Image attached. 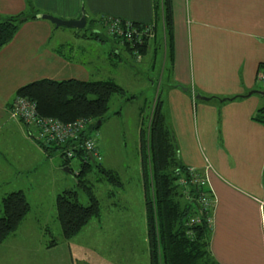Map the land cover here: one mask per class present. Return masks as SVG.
Instances as JSON below:
<instances>
[{
	"label": "crops",
	"instance_id": "0c3cea01",
	"mask_svg": "<svg viewBox=\"0 0 264 264\" xmlns=\"http://www.w3.org/2000/svg\"><path fill=\"white\" fill-rule=\"evenodd\" d=\"M32 3L63 18L78 17L83 9L89 18L154 19L153 0ZM172 6V59L162 72L161 98L179 159L195 168L212 194L209 250L221 264H264V122L254 118L264 106V94L248 93L264 90L256 81L257 72L264 70L259 66L264 63V0H172ZM25 8L26 0H0V16ZM60 26L29 17L0 47V147L16 164H25H14L18 172L5 182L23 191L24 186L49 183L55 166L48 163L52 153L37 141L35 127L10 115L16 89L44 77L107 78L65 45ZM55 245L46 244L43 253L55 252ZM71 260L66 253L65 264ZM53 264H61L60 259Z\"/></svg>",
	"mask_w": 264,
	"mask_h": 264
},
{
	"label": "trees",
	"instance_id": "16d2710c",
	"mask_svg": "<svg viewBox=\"0 0 264 264\" xmlns=\"http://www.w3.org/2000/svg\"><path fill=\"white\" fill-rule=\"evenodd\" d=\"M153 5V22L142 23L116 18L121 27L120 33L110 32L107 28L108 23L115 20V17L100 15L89 20L92 23H100L105 29L104 37L120 44L132 59L137 60L138 55H145L152 45L155 56L156 49L163 46L165 62L162 64V71L164 69L166 73L169 70L168 63L172 59V0H153ZM37 12L40 11L33 5L32 0H26L24 10L0 16V47L13 37L24 20L35 16ZM128 26L142 30L141 35L132 33L130 37L127 36ZM98 33L100 31L95 30L92 36L99 37ZM158 36L161 44H154ZM109 53L118 60L123 59L121 49L116 45L111 47ZM259 66L260 69L264 68V63ZM114 93L126 94V90L112 78L44 77L29 81L16 89V94L35 99L38 111L43 115H53L62 121L80 118L88 121L84 130L61 143L54 140L44 141L38 137L37 129L34 130L37 141L45 151L49 154L52 151L60 152L63 165H68L74 155L80 157L76 173L77 184L85 192L87 202L80 201L78 189L72 187L57 192L54 200L56 217L65 238L75 235L92 217L99 216L101 207L99 199L82 179L97 155L93 154L91 157L80 145L75 148L73 155L66 156L64 148L81 143L92 135L94 129L107 117L109 101ZM157 96L158 100L152 107L146 127L141 126L139 130L149 264H221L209 250L210 223L207 217L211 215L212 205L205 208L203 203L198 201L200 190L206 193H209V190L204 185L200 188L197 186L188 166L179 159L175 137L167 123L163 100L158 92ZM263 109L264 106L259 107L254 115V118L262 122ZM95 163L100 166L99 162ZM100 170L107 176V180L119 183L114 171L102 166ZM180 178H184V184L180 182ZM194 199L197 200L198 206ZM28 210L29 201L23 189H11L0 196V242L18 227ZM56 242L57 240L50 239L47 245L51 246Z\"/></svg>",
	"mask_w": 264,
	"mask_h": 264
},
{
	"label": "rangeland",
	"instance_id": "374dc122",
	"mask_svg": "<svg viewBox=\"0 0 264 264\" xmlns=\"http://www.w3.org/2000/svg\"><path fill=\"white\" fill-rule=\"evenodd\" d=\"M87 16L83 27L60 26L61 39L78 51L76 55L91 61L93 67L103 70V76L115 79L126 90V94L111 96L107 117L92 132L99 151L95 162L100 166L92 163L82 176L99 199L101 213L92 217L75 235L69 238L62 235L56 217V193L72 187L78 189L80 201L87 202V196L77 184L80 157L72 156L68 168H64L60 152L52 151L48 161L55 166L51 170V181L42 186H24L29 210L0 246V264H53L56 259L65 264L66 253L71 256L72 264H149L139 130L147 125L158 100L157 92L160 95L163 92V49L158 50L155 58L152 45L145 55L132 59L120 44L104 37L105 29L100 23L90 22V15ZM95 30L100 31L98 34L102 38L92 36ZM157 39L160 40L159 36ZM113 45L121 49L124 60L109 53ZM260 87L264 88V83L260 82ZM16 162L18 164L0 147V196L14 188L13 182H5V179L15 177L16 167L25 165L24 161ZM101 166L114 171L119 183L107 180ZM5 168H8L6 174L1 171ZM50 239L57 240L55 252L45 250L43 253Z\"/></svg>",
	"mask_w": 264,
	"mask_h": 264
},
{
	"label": "built area",
	"instance_id": "2783aa9c",
	"mask_svg": "<svg viewBox=\"0 0 264 264\" xmlns=\"http://www.w3.org/2000/svg\"><path fill=\"white\" fill-rule=\"evenodd\" d=\"M116 20L117 19L115 18V20L109 22L107 28L110 32L116 31L117 33H120L121 27ZM132 33L141 35L142 30L139 31L135 29V27L128 26L126 35L130 37ZM256 81L264 83V70L257 72ZM9 111L10 115L13 117L21 119L22 121L35 127V129H37L38 137L42 140H54L58 143L64 142L67 138L74 137L80 133V131L86 128L88 122L83 118L74 119L72 121H62L60 118L53 115H43L38 111L37 102L35 99L20 94L14 95L10 103ZM262 112L264 116V109ZM80 145L88 152L90 151L92 155L99 154L95 136L92 134L91 136L85 138V140H83L81 143H76L65 147V155H73L75 153V148L79 147ZM188 169L197 186L199 188L201 185L206 187L205 179L196 172L195 168L189 166ZM179 180L184 184V178H180ZM198 197V201L203 203L205 208L211 207L213 198L208 192L206 193L204 190H200ZM207 220L209 223L211 222V215L207 217Z\"/></svg>",
	"mask_w": 264,
	"mask_h": 264
},
{
	"label": "water",
	"instance_id": "95a60500",
	"mask_svg": "<svg viewBox=\"0 0 264 264\" xmlns=\"http://www.w3.org/2000/svg\"><path fill=\"white\" fill-rule=\"evenodd\" d=\"M35 16L47 18L57 26L64 25V26H74V27L80 28V27H83L86 23V14L83 9H81L80 15L75 18H63L57 15H54L52 13L43 12V11L37 12ZM250 92H259V93L264 94V90H261V89H252L248 91V93ZM197 97L204 98V99L208 98V96L200 94V93H197ZM99 122H100V119L97 120V123ZM88 154L92 157V154L90 151L88 152ZM64 168H68V165H64ZM193 201L198 206L197 200L194 199Z\"/></svg>",
	"mask_w": 264,
	"mask_h": 264
}]
</instances>
